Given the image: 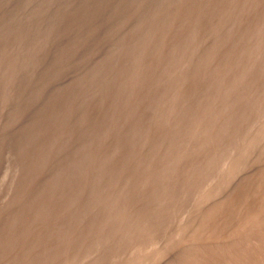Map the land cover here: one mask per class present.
Instances as JSON below:
<instances>
[{
  "label": "rangeland",
  "instance_id": "1",
  "mask_svg": "<svg viewBox=\"0 0 264 264\" xmlns=\"http://www.w3.org/2000/svg\"><path fill=\"white\" fill-rule=\"evenodd\" d=\"M0 264H264V0H0Z\"/></svg>",
  "mask_w": 264,
  "mask_h": 264
}]
</instances>
